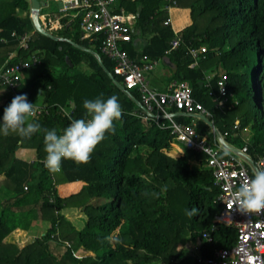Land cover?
<instances>
[{
	"label": "trees",
	"instance_id": "1",
	"mask_svg": "<svg viewBox=\"0 0 264 264\" xmlns=\"http://www.w3.org/2000/svg\"><path fill=\"white\" fill-rule=\"evenodd\" d=\"M117 2L136 13L132 39L123 44L129 55L134 59L146 55L167 64L175 80L189 82L192 97L209 110L218 131L228 132L226 141L231 146L241 148L246 143L251 159L263 154L264 0ZM22 10L26 15L18 13ZM44 12L41 9L39 14ZM177 12L185 13V18L180 20ZM201 16L206 17L204 23H199ZM167 19L170 23L164 24ZM70 23L78 31L76 38L66 24L52 32L57 38H51L35 30L28 0H0V65L11 51L16 55L9 63L33 53L49 63L68 66V56L73 66L70 55L79 63L75 45L87 40L80 39L79 18ZM24 32H33L26 49L18 42ZM176 36L182 42L166 53ZM92 44L90 71L54 74L43 70L31 87L26 89L21 82L0 103L2 118L3 109L16 95L26 94L28 102L34 103L38 89L43 93V111L37 116L40 132L30 140L0 134V175L4 176L0 188L7 193L0 202V264H203L201 258L236 240V230L215 219L222 204L216 201L219 188L206 166V156L187 148L171 155L170 129L152 120L142 122L135 115L142 111L138 92L116 84L121 85L122 79L113 73V62L101 53L98 42ZM191 45L207 48L197 63L188 53ZM213 65L224 68L227 90L236 99V103L229 100V109L215 105L221 73L207 80ZM111 96L118 97L123 110L121 119L114 122L115 134H106L90 163L63 160L61 172L51 174L44 163V131L61 134L68 126L60 106L72 101L71 116L87 119L85 99ZM191 116L174 112L175 119L184 123H191ZM235 123L237 129H233ZM208 128L205 120L198 119V132ZM248 128L251 134L245 138L242 132ZM21 148L32 149L33 159L19 157ZM193 208L197 213L191 216L188 210ZM67 209L81 214L73 215L80 218V227L69 219ZM35 219L49 223L44 234L23 247L4 240L9 235V240L20 244V237L28 234L16 228L27 230ZM203 230L210 232L212 241L201 242L199 256L190 255L187 239L195 241ZM79 251L87 254L78 256Z\"/></svg>",
	"mask_w": 264,
	"mask_h": 264
},
{
	"label": "built area",
	"instance_id": "2",
	"mask_svg": "<svg viewBox=\"0 0 264 264\" xmlns=\"http://www.w3.org/2000/svg\"><path fill=\"white\" fill-rule=\"evenodd\" d=\"M57 11L71 10L73 19L79 18L80 39L90 43L98 42L103 55L113 62V73L121 77V85L127 91L135 90L140 97L141 112H135L142 122L152 120L161 128L170 129L173 135L172 145L191 149L206 156V166L211 170L214 184L219 188L216 201L222 204V210L215 219L236 230V240L229 247L216 248L211 256L201 258L203 264H264V212L246 214L238 210L231 199V192L241 183L247 182L255 169L264 168V153L251 159L245 143L241 148H235L226 141L227 131L214 129L211 113L200 102L192 97L191 86L186 80H173L166 89L157 90L151 86L147 77L159 63L158 59L146 55L138 59L132 58L123 47L131 41L136 23V13L126 11L117 0H54ZM175 4V1H173ZM168 11L170 5H165ZM53 16V17H51ZM42 26L49 32L62 28L63 23L56 13H45L40 17ZM170 23L167 19L164 24ZM15 32H12L14 35ZM32 32H24L18 36L19 47L26 49ZM2 41H5L2 39ZM182 39L174 37L170 49L177 48ZM207 48L188 46V53L197 63L205 57ZM16 54L10 52L5 62L0 65V85L10 92L21 83V72L39 62V55L33 53L25 60L9 63ZM207 80L209 77L207 76ZM227 76L221 73L217 79L218 94L214 97L216 106L230 108L233 94L226 87ZM213 92H210L211 95ZM37 116L43 111V106H35ZM74 104L69 101L60 106L62 116L71 117ZM193 115L198 119L205 117L212 123L205 132H198L196 123H184L174 117V112ZM88 119V118H87ZM71 120L69 119V124ZM68 124V125H69ZM239 127L238 123L233 129ZM230 145L233 149L226 146ZM199 240L212 241L208 230L201 232Z\"/></svg>",
	"mask_w": 264,
	"mask_h": 264
},
{
	"label": "clouds",
	"instance_id": "3",
	"mask_svg": "<svg viewBox=\"0 0 264 264\" xmlns=\"http://www.w3.org/2000/svg\"><path fill=\"white\" fill-rule=\"evenodd\" d=\"M83 108L88 119L69 117L71 123L61 134L54 129L44 131V163L51 174L61 172L63 160H71L77 165L90 163L92 154L106 139V134L114 135L116 132L114 122L121 119L123 111L118 97L85 99ZM40 131L41 125L34 104L28 102L26 94L16 95L3 109L0 134H16L30 140ZM231 199L242 213L264 212V168L255 169L247 182L241 183L231 192ZM196 213V208L188 210L191 216Z\"/></svg>",
	"mask_w": 264,
	"mask_h": 264
},
{
	"label": "rangeland",
	"instance_id": "4",
	"mask_svg": "<svg viewBox=\"0 0 264 264\" xmlns=\"http://www.w3.org/2000/svg\"><path fill=\"white\" fill-rule=\"evenodd\" d=\"M42 3H48L51 7V13H56L57 14V18L60 19L64 24L68 25V28L71 30L73 27H72V23L71 20L73 19V16H72V11L71 10H67V11H57L56 9L58 8V5L57 3L53 2V0H40ZM29 6H30V2H29ZM43 12L46 11L45 9L42 10ZM29 12H30V8H29ZM20 15L23 14V11H19L18 12ZM175 13V11H174ZM176 16H178V18H180V20H183L185 18V13H182V12H177ZM53 17V16H51ZM205 16H201L200 19V22L199 23H204L205 22ZM68 29V30H69ZM74 32L75 33H72V37L76 38L78 36V31L76 32L74 29ZM72 32V31H71ZM33 33V32H32ZM56 37V36H55ZM77 50L75 49L74 50V53H76V55L78 56V58L80 59L79 63L78 62H75V59L74 57H71V59L73 58V62H74V65L70 66V65H66L65 63L63 62H59V63H49L47 62L46 60H42L43 56L41 55V57H39V62L36 64V65H32L31 67L23 70L21 72V82L26 84V89H28V85L34 81L36 79V77L43 71V70H49L51 72H53L54 74H58V73H64V72H67L68 74H73V73H78V72H81V71H84V70H89L90 71V68L88 66V62H89V54L88 53H91L94 55V45L90 42H87V41H84L83 43L81 44H77L75 45ZM85 48V49H90L92 52H83L85 51V49L83 50L82 48ZM66 60V59H65ZM157 68H163L165 70V72L167 73L166 76L163 77V81L161 79H159L158 77H156L155 75V72H151L149 74H147V77L149 78L150 80V83H151V86L153 88H159V89H162V87L165 85H168L170 82H172L173 80H175L173 77H172V71L170 69V67H168L167 64H162V63H159V65L157 66ZM157 70V69H156ZM239 71H243V69H239ZM220 73H224V68L221 66V65H218V66H212L208 71H207V76L209 77V79L213 78L215 75H219ZM21 84V83H20ZM36 87V86H35ZM32 90V88H30ZM29 91V90H28ZM9 90L0 85V98H6V96L9 94ZM42 97H43V93L41 94H38L36 96V99L34 101V106H40L42 105ZM197 121V118L195 116H191L190 117V122H195ZM245 136V138H248L251 134V132L249 131V128L248 129H245L243 130L242 132ZM21 149H19L17 151V155L22 158H26L28 160H30V156L29 154H27L28 152H24L23 151V154L21 155ZM30 151V155H34V151L31 149H29ZM182 151L180 150L179 151V147L177 148L175 145H172V148H171V151H169V153L171 155H178L180 154ZM4 176L3 175H0V179H2ZM7 196V193L6 191L4 190V188H0V202ZM67 213V215H69V219L72 221V223H74L77 227H80L81 223H80V218H75L73 219V215L74 216H78L81 214L77 211V210H72V209H67L65 211ZM39 220V219H38ZM49 226V223L47 222L45 224V226H43L42 228H40V231L38 230H31V231H25V233H27V237L24 235V236H21L20 237V244L15 242V241H11L8 239V236L4 239L5 241L7 242H14L16 243L19 247H23L24 245L30 243L31 241L34 240L35 237H39L41 236L47 229ZM41 232V235L39 234ZM29 239V240H28ZM28 240V241H27ZM24 241H27L25 244H22V242ZM201 244V240H199L198 238L195 240V241H192L190 239H187L186 241V245L187 247L189 248V253L190 255H193V256H199V252H198V249H199V246ZM90 253V252H88ZM87 253L83 252V251H79L78 252V256H83V255H86Z\"/></svg>",
	"mask_w": 264,
	"mask_h": 264
},
{
	"label": "crops",
	"instance_id": "5",
	"mask_svg": "<svg viewBox=\"0 0 264 264\" xmlns=\"http://www.w3.org/2000/svg\"><path fill=\"white\" fill-rule=\"evenodd\" d=\"M29 1V0H28ZM30 2V1H29ZM53 2H55L54 0H53ZM42 3V2H41ZM56 3V2H55ZM50 5L48 4V3H42L41 4V7H40V10L42 9H45L46 11L43 13V14H45V13H49V12H51V9H50ZM29 8H30V6H29ZM23 11V16L24 15H26V13H27V11H24V10H22ZM43 14H39V19H40V17L43 15ZM30 17H31V15H30ZM84 50V49H83ZM11 52H14L15 54H16V52L15 51H11ZM10 53V52H9ZM158 65H159V63H158ZM157 65V66H158ZM157 66H156V68L155 69H153L151 72H155V75H156V77H158L159 79H163V77L164 76H166L167 75V73L165 72V70L163 69V68H157ZM169 67V66H168ZM157 69V70H156ZM150 72V73H151ZM163 81V80H162ZM166 87H167V85H165L164 84V86L162 87V89H157V88H155V89H157V90H164V89H166ZM42 92H41V89H38V94H41ZM3 99L4 98H0V103L3 101ZM72 102V101H71ZM193 116V115H192ZM198 121V120H197ZM197 121H195L194 123H197ZM191 123H193V122H191ZM21 155L23 154V151L24 152H28L27 154H29V156L31 157L30 158V160H32L33 159V157H32V155H30L31 153H30V151H29V149L28 148H21ZM21 157V156H20ZM22 158V157H21ZM26 159V158H25ZM47 222L46 221H43V220H38V219H35V220H33L32 221V223H31V225H30V227H29V229H27V230H24V229H21V228H16V229H20V230H23V231H31V230H38V231H40V228H42L43 226H45V224H46ZM15 229V230H16ZM46 230V229H45ZM14 231V230H13ZM40 235H41V232L39 233ZM44 234V233H43Z\"/></svg>",
	"mask_w": 264,
	"mask_h": 264
},
{
	"label": "water",
	"instance_id": "6",
	"mask_svg": "<svg viewBox=\"0 0 264 264\" xmlns=\"http://www.w3.org/2000/svg\"><path fill=\"white\" fill-rule=\"evenodd\" d=\"M30 1V15H31V20H32V23H33V26L35 28L36 31H38L39 33L43 34V35H46V36H49L51 38H57L55 37L51 32L47 31L41 24V21L39 19V12H40V7H41V1L40 0H29ZM82 48V47H81ZM82 49H85V48H82ZM85 51H88V52H92L90 49H85ZM66 61L69 63V65L71 66V62L70 60L68 59V56L65 57ZM99 59V58H98ZM99 62L101 63V60L99 59ZM111 77L112 75L109 74ZM119 87L122 88V86L119 84V83H116ZM201 119L205 120L209 125L212 126V123L210 121H208L205 117L201 116L200 117ZM214 129L216 131L217 128L214 126ZM227 147L233 149L230 145H227Z\"/></svg>",
	"mask_w": 264,
	"mask_h": 264
}]
</instances>
